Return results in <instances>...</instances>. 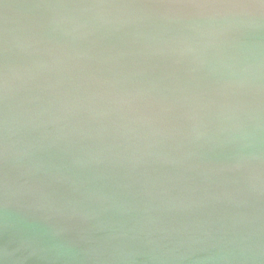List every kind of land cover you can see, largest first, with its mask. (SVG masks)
Instances as JSON below:
<instances>
[{
    "label": "water",
    "instance_id": "obj_1",
    "mask_svg": "<svg viewBox=\"0 0 264 264\" xmlns=\"http://www.w3.org/2000/svg\"><path fill=\"white\" fill-rule=\"evenodd\" d=\"M0 264H264V0H0Z\"/></svg>",
    "mask_w": 264,
    "mask_h": 264
}]
</instances>
